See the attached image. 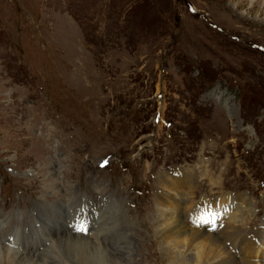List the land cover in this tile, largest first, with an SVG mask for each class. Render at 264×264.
I'll return each instance as SVG.
<instances>
[{
    "label": "rangeland",
    "instance_id": "rangeland-1",
    "mask_svg": "<svg viewBox=\"0 0 264 264\" xmlns=\"http://www.w3.org/2000/svg\"><path fill=\"white\" fill-rule=\"evenodd\" d=\"M50 170L77 207L107 197L119 223L109 246L127 235L130 264H170L160 198L198 230L188 207L233 195L239 222L222 233L236 242L223 244L247 262L263 229L264 0H0V213L13 227L68 204L44 195Z\"/></svg>",
    "mask_w": 264,
    "mask_h": 264
},
{
    "label": "bare ground",
    "instance_id": "bare-ground-1",
    "mask_svg": "<svg viewBox=\"0 0 264 264\" xmlns=\"http://www.w3.org/2000/svg\"><path fill=\"white\" fill-rule=\"evenodd\" d=\"M55 174L56 173H54V171L50 170L49 172L46 171V173L41 175V180L44 187L43 189L45 190L44 195H49V190L53 200H59L60 198L61 200H64L63 198H65V196L67 195V198L69 200L66 203L68 204L64 202V204L66 205L63 207L62 212H60V208L57 207L59 204L58 202L53 204H49V202H46L45 205L47 212L41 213L43 217L45 214L47 218L36 217L37 223L33 227H22L19 229H15V227L9 224L8 219L11 218H8V215H5L4 218H2V223L0 225L1 229H5L0 233L3 241V244L0 246V261L4 264H130L132 250L131 245L127 242V235L119 236V240L115 242L112 239L114 244L120 246L123 245V247L109 246L113 243L108 241L107 235L114 230L113 228L119 227L118 217H116L115 213L112 212L114 208L108 205L105 209L102 220L91 217L92 210L90 206H93L95 209H97L101 206V203L99 202L97 204H89V202L84 200L83 204L86 203V206L88 207L81 206L79 207V209H76L77 206L74 205L76 203H73L74 200L73 202H71V197L69 196L71 195L70 193L73 190V186H62L56 179ZM189 177L190 176L187 175L183 180H185L186 183H190V181H186L189 179ZM159 180L163 184H166L170 187L173 186L172 188L175 189L169 188V190L171 191L176 192L180 190L176 188L178 187L177 181L171 177H167V175L161 173V175H159ZM46 189L48 191H46ZM63 190H66L64 194H62ZM41 197L44 196L41 195ZM167 198L169 199V195L166 198H160V204L157 205L156 203L155 207L162 205L161 203H165V199ZM169 203L171 206L169 207L170 209L168 211L159 208L164 214L161 215L159 212L158 215L161 218L158 226L162 227V231L158 234L157 237L159 238L157 240H162L167 245V248L164 249V257H166V260L170 264H196L202 262H206L207 264H209V262L219 259L220 260L218 264H255L253 259L257 257L253 258V256L256 252V246H253L252 244L247 246L243 251L241 250L244 253V256H247L245 258L247 262H239L238 259H236L226 250L223 244V239L230 236L229 232L222 233V236L219 238L211 233L203 232L201 229L198 230L202 231V233L198 230L192 229L188 225L186 226L184 224L185 220H181L179 214L177 213V207L182 205L180 204L181 202L170 200ZM60 207L62 208L61 204ZM64 208L66 209L65 213ZM156 209L157 208H155V210ZM175 210H177V212H174ZM183 210L184 207L181 209V211ZM75 214L78 217V221L71 223V220ZM176 214H178L177 217H174L176 216ZM53 218H56V221H51L53 220ZM88 219L93 220L91 225L92 228L88 234L83 235V231H81L80 228H86L84 226V222ZM230 219L234 224H237L239 222L238 220H235L233 216H230ZM111 222L113 225L111 224ZM48 224L52 226L54 235L58 237V239L53 240L48 237V235H50ZM123 224L125 225V223ZM95 225L98 228L96 227L97 229L93 231V227ZM69 226L71 227V229L69 228ZM229 227L233 229L231 226ZM32 229H34V232L37 236H33L32 234H30L32 233ZM231 229H229L228 231H230ZM12 231L14 232L16 238L14 242H11V246H8L6 245V243L8 242V239L6 238L9 237ZM11 236L12 235H10V237ZM253 237L254 236H252V238ZM16 240L19 242H16ZM235 242L236 241H234V243ZM243 242L245 241L243 240ZM183 243L186 244V246L184 247V250H186V254L190 255L187 257L184 256V258L179 259L173 255H175V251H177L180 248L179 246H181ZM12 246L14 248H12ZM37 246L38 248L35 250V252L31 253L30 249H33ZM2 247H6L11 252L3 254L4 251ZM39 248H41L43 251H41ZM27 251H29V253ZM195 251H197V256L193 257V254L191 253H194ZM235 255L238 256V254ZM123 257H126V262L124 261V263H122ZM44 258H47L46 261L44 260Z\"/></svg>",
    "mask_w": 264,
    "mask_h": 264
},
{
    "label": "snow or ice",
    "instance_id": "snow-or-ice-1",
    "mask_svg": "<svg viewBox=\"0 0 264 264\" xmlns=\"http://www.w3.org/2000/svg\"><path fill=\"white\" fill-rule=\"evenodd\" d=\"M102 166H104V165H102ZM80 230H81V231H84L85 229H84L83 227H81Z\"/></svg>",
    "mask_w": 264,
    "mask_h": 264
}]
</instances>
